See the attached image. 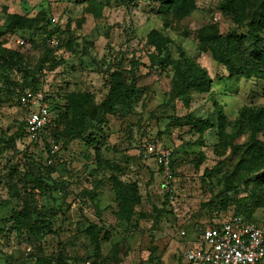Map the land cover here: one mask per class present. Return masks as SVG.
<instances>
[{"label": "rangeland", "instance_id": "1", "mask_svg": "<svg viewBox=\"0 0 264 264\" xmlns=\"http://www.w3.org/2000/svg\"><path fill=\"white\" fill-rule=\"evenodd\" d=\"M164 1L0 0V264H181L186 238L244 202L264 226V76H238L247 53L226 45L253 44L264 0H190L185 14ZM185 60L206 91L179 88ZM32 73L54 154L23 135ZM112 76L128 94L100 123ZM166 150L170 184L155 158Z\"/></svg>", "mask_w": 264, "mask_h": 264}, {"label": "built area", "instance_id": "2", "mask_svg": "<svg viewBox=\"0 0 264 264\" xmlns=\"http://www.w3.org/2000/svg\"><path fill=\"white\" fill-rule=\"evenodd\" d=\"M20 101L29 111L25 137L30 143L42 145L44 137L50 134L52 122L50 110L43 105V93L29 91ZM49 143L54 154L57 144L52 139ZM155 158L170 184L174 180L171 151H158ZM206 225L194 240L185 239L181 264H264V228L235 215ZM181 236L186 237V233L182 232Z\"/></svg>", "mask_w": 264, "mask_h": 264}, {"label": "trees", "instance_id": "3", "mask_svg": "<svg viewBox=\"0 0 264 264\" xmlns=\"http://www.w3.org/2000/svg\"><path fill=\"white\" fill-rule=\"evenodd\" d=\"M165 7L163 8V11H172L175 14H185L188 12V10L191 8V1L190 0H165L164 1ZM262 13L256 14L255 18L257 19V26L253 28V32L251 35H249V39L252 41V45L248 46V49L246 50L243 46V42L240 40L239 37L233 36L232 40H227L226 43L227 47L232 48V51L234 52H241L244 51L247 53L245 55V58L243 60L242 65L236 70V74L247 81H251L255 78H262L264 76V44L262 43V40L259 36V28L261 18L264 15V8L261 9ZM50 39L54 38L53 35L50 34ZM164 43V42H163ZM150 46L154 47V50L157 51L159 54L162 53V40L160 41L157 38V34L153 32L151 34L150 40H149ZM244 54V53H242ZM152 56V54L150 55ZM44 61H41L39 66L43 67ZM19 67L22 68V64L19 63ZM177 76L180 79L179 88H181L183 91L190 89V88H199L201 92L206 91L208 88V85L210 86V79L207 76V72L201 70L198 66H196L193 62H189L188 60H185L183 63H181L179 66H177ZM31 77H33L34 85L31 88V91L36 92L40 91L39 88V77L37 74L32 73ZM120 77V76H119ZM111 89L108 95V98L106 102L103 104L104 110L102 114V119L100 123L106 122V118L113 113L115 106L122 97H125L128 93V90L124 88V84L120 81V78H115V76H112L111 81ZM22 97V96H21ZM81 101L80 97H74L72 99V103L76 102L79 103ZM74 110H78V105L74 106ZM52 112V111H50ZM25 114L29 115V111L25 110ZM56 121L53 120L50 126V134L46 135L43 139V144L47 147V150L49 154L51 153V145L49 143V140L52 139L56 144L59 143L58 137H57V128H56ZM97 126V124H94ZM23 128V135L26 136V123L22 124ZM42 144V145H43ZM258 156H264V146H261L258 150ZM264 160L261 162L260 166H264ZM171 168L172 171H174V161L172 158L171 162ZM53 173V172H51ZM175 175V173H174ZM264 183V176L262 179H259ZM227 191L229 193H237L239 191V187H228ZM170 194L168 193L166 195L167 202L170 201ZM228 209H217V212H226ZM222 211V212H221ZM219 213V214H220ZM235 216H243L245 217L249 222H252L259 227L264 228V226L259 225L257 222H255L251 218V205L248 202L239 203L237 205L236 210H234ZM9 221H5L4 223H8ZM203 227L199 228V231L202 230ZM96 248H100L99 241L96 242ZM179 262H182V256H179Z\"/></svg>", "mask_w": 264, "mask_h": 264}, {"label": "crops", "instance_id": "4", "mask_svg": "<svg viewBox=\"0 0 264 264\" xmlns=\"http://www.w3.org/2000/svg\"><path fill=\"white\" fill-rule=\"evenodd\" d=\"M193 240V239H192Z\"/></svg>", "mask_w": 264, "mask_h": 264}]
</instances>
